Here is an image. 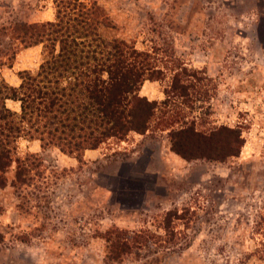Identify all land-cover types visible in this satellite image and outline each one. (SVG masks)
<instances>
[{"label":"rangeland","instance_id":"1","mask_svg":"<svg viewBox=\"0 0 264 264\" xmlns=\"http://www.w3.org/2000/svg\"><path fill=\"white\" fill-rule=\"evenodd\" d=\"M99 5L107 40L157 52L168 67L205 72L196 91L210 90L213 99L194 110L173 106L168 115L180 110L181 122L194 121L207 134L237 129L245 145L224 162L187 160L172 150L171 129L152 127L87 151L80 163L22 139L17 158L38 155L43 174L16 187V164L7 174L0 189V264H264V0ZM54 19V0H0V32ZM13 45L0 36V83L19 86L20 72L39 69L43 48L23 50L13 67L3 66ZM171 78L146 82L141 95L165 101ZM7 105L20 111L19 103ZM170 211L181 218L174 232L163 224ZM116 231L151 240L112 263L108 238Z\"/></svg>","mask_w":264,"mask_h":264},{"label":"trees","instance_id":"2","mask_svg":"<svg viewBox=\"0 0 264 264\" xmlns=\"http://www.w3.org/2000/svg\"><path fill=\"white\" fill-rule=\"evenodd\" d=\"M54 5V21L2 27L0 32L15 46L5 55L3 66L13 67L23 50L43 48V61L35 73L20 72L19 86L5 79L0 83V189L7 186L14 164L15 187L43 174L38 155L17 158L22 139L41 142L43 150L57 148L82 163L87 151L110 140L125 141L131 133L144 135L155 127L171 129L172 150L187 160L224 162L240 155L245 141L239 130L222 126L207 134L198 131L194 121L181 122L182 111L167 114L173 106L194 110L198 102L213 99L210 90L196 91L205 72L191 71L180 63L168 67L157 52L139 50L133 42L107 40L101 28L108 22L99 0H54ZM169 74L165 101L141 95L146 82H162ZM8 101L19 103L20 111L9 108ZM180 219L168 212L165 229L174 232L172 226ZM110 235L108 260L112 263L151 240L130 239L118 231Z\"/></svg>","mask_w":264,"mask_h":264},{"label":"crops","instance_id":"3","mask_svg":"<svg viewBox=\"0 0 264 264\" xmlns=\"http://www.w3.org/2000/svg\"><path fill=\"white\" fill-rule=\"evenodd\" d=\"M38 47H41V46H37V47H33V48H38ZM33 48H30V49H33ZM91 152H93V151H88V153H91Z\"/></svg>","mask_w":264,"mask_h":264}]
</instances>
